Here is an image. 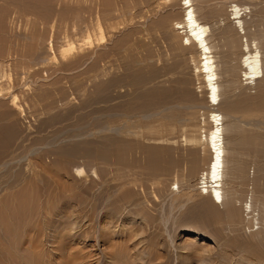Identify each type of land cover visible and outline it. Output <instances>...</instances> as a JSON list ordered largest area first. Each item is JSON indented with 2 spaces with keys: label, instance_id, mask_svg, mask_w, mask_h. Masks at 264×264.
I'll use <instances>...</instances> for the list:
<instances>
[{
  "label": "rangeland",
  "instance_id": "rangeland-1",
  "mask_svg": "<svg viewBox=\"0 0 264 264\" xmlns=\"http://www.w3.org/2000/svg\"><path fill=\"white\" fill-rule=\"evenodd\" d=\"M73 1L0 0V264H8L3 261L8 251L25 264H45L52 252V264H73L86 260L91 250L101 258L97 264H103L111 260L101 255L107 246L100 236L109 228L117 235L108 238L114 244H123L126 232L135 234L133 241H143L146 249L135 248V255L129 247L126 251L140 264L153 258L155 247L160 248L157 255L163 252L164 241L170 264L186 259L179 256L185 249L194 246L207 254L250 234H261L264 247L263 194L260 189L253 193V185L233 173L237 114L229 109L237 98L256 91L240 78V49L229 40L234 31L229 6L248 8L247 35L254 32L249 36L264 43V0H192L198 19L210 27L209 42L217 57L220 102L215 107H209L198 89L187 50L180 49L182 30L172 34L182 17L178 0L170 6L162 0ZM96 13L109 21L101 20L104 43L96 41L98 31L85 32L84 25L82 33L70 28ZM188 89L201 93L188 100L180 95ZM156 92H162L159 104ZM209 108L222 117L229 159L225 201L228 209H239L233 221L225 222L222 215V225L213 220L220 207L199 197L195 185L208 158L203 137L209 126L202 120ZM251 114L237 117L244 121ZM197 133L202 141L192 147L188 139ZM158 149L167 151L159 159V170ZM170 161L173 165L167 168ZM77 169L84 174L78 175ZM250 198L255 218L241 212ZM164 219L168 225L162 236L141 228ZM92 224H97L99 238L94 248L89 242ZM27 239L36 242V250L24 245ZM56 244L62 246L61 256L52 250Z\"/></svg>",
  "mask_w": 264,
  "mask_h": 264
},
{
  "label": "bare ground",
  "instance_id": "bare-ground-1",
  "mask_svg": "<svg viewBox=\"0 0 264 264\" xmlns=\"http://www.w3.org/2000/svg\"><path fill=\"white\" fill-rule=\"evenodd\" d=\"M74 1L73 3L76 4L77 2L75 3ZM162 1L164 4L166 5L169 4L170 6V4L175 0H162ZM178 1L180 2V8H181L180 10H182V17L179 21L173 24V27H176V28H173L172 34H179L178 31L182 30L184 37L180 38V44H179L181 47L180 49L187 50L186 52L188 55V59H190L191 62L194 64L193 72L196 74V77H198V81L201 85L200 87H198V89L200 88L206 94V100H207L209 107L218 106L220 102V99H219L220 85L218 84L219 72H218V67H217V57L215 56V52H214L215 48H213V45H211L209 42L210 27L209 25L207 26V24L202 23L198 19V16L193 6L192 0H178ZM101 4L102 3H100V5ZM64 6L66 7V4H64L63 7ZM104 6L106 5L103 4V7ZM98 9H102V7ZM119 9L122 10L121 7ZM117 10L115 12H117ZM124 10L126 11L127 9H124ZM124 10H123V13H124ZM103 12L105 13V11ZM229 12H230L229 20L232 21V26L230 27H232V29L234 30L232 31L234 32L233 34L232 32H230L231 30L230 31L228 30L231 33V37H229V40L231 41L230 42L231 44L232 43L238 44L239 49H240V57L238 61L241 66L240 68L242 69L240 78L242 82L245 81L244 85L246 84L247 89H256L257 91V92L256 91L254 92L255 94L254 96L247 94V97H245L243 100H241V98H237L234 102H232L229 105L230 111L236 112L237 115L242 114L243 112L252 113L251 115H247L246 120L244 121L240 117H237V115L236 117H234L236 124L233 126V136H232V144L234 147L233 148L234 154L231 159V161L234 164V172L233 171L232 172L234 173V175L236 174V176L239 179L241 178V179L246 180V182L248 181L249 183H251L253 185L252 186L253 187L252 189L254 190L253 193H255L257 189H260L261 190L260 192L263 194V200H264V69H263L264 68L263 67L264 43H262V41H260L258 37H255L253 35L249 36V33H254V32L248 31V35H247V31H246V27L244 23V17H245V14L247 15L249 13L248 8L238 6L237 4H231L229 6ZM98 14L95 15L93 18L90 17L91 20L83 22V24L77 21L72 22V24L70 25V28H72V30H76V29L79 30L80 27L84 25L83 27H84L85 32L92 31L94 33L98 31L99 39H96L97 36L95 37V39L96 41L103 42L101 40L103 39L101 20L102 21L105 20V23L109 21L104 19L103 16L102 17L98 16ZM107 16L108 14L104 17H107ZM117 17H119V15ZM120 18H123V17L120 16ZM62 20L64 19L62 18ZM64 22L65 20L63 21V23ZM63 23L62 25L65 26V24ZM66 28L68 29V26ZM78 32H81V31L79 30L76 33ZM221 35L223 36V34ZM172 36L174 39L176 38L175 35H172ZM91 39L92 38L89 35L86 38L87 40L86 44L88 45V47H91V43H92ZM68 43L71 44L70 42ZM182 47H185V48L183 49ZM261 49H263V51ZM66 53H68V51H66ZM153 74L157 75V70L154 69ZM261 84L263 85L262 88H260ZM198 92L201 93V91L196 92L191 89H188L187 91L180 92V95L184 98H187L188 100H192V99L197 98ZM168 96L169 95H167V97ZM154 98L157 99L156 100L157 104H159L160 100L158 99L163 98L162 92L161 93L156 92V94L154 95ZM221 121H222V117H220V114H217L213 108L209 110V113L206 119L202 120L203 124L206 123L209 126L207 133L203 137L204 139L203 144H204V148L207 149L208 158L206 162V167L202 169V171H200V173H198L196 177L195 185H197L198 187L197 194L199 197L206 196V198H208V201L220 207V210L218 209L215 211L216 216L213 220L215 224L222 225L223 223L226 222V220L233 221L234 219H237L238 214H239V209L234 206L228 209V204L225 201L224 193L222 190L225 170H226L227 162L229 159H228V152L223 142L224 136H223V128H222ZM242 123L245 125L246 129H243ZM199 141H202V136L199 135V133L192 135V137L188 139V143L192 147H195ZM193 150H194L193 156L195 157L196 155H198V152L195 149ZM166 152L167 151L163 149L157 150L156 152V157H157L156 160L158 162L157 170L160 169L159 159H161L162 154ZM71 156L73 157L74 153L71 152ZM243 157H246L247 160H244ZM170 163L171 161L168 163V166H166L167 168H170L171 165H173V163L171 164ZM76 173L78 175H81V174H84V171L82 169H77ZM176 187L178 191L179 188L178 186ZM51 208H52V205H51ZM51 208L50 207L48 208L50 209V210H47L48 213L52 211ZM241 212H243L246 216L251 215L252 218L256 217V215L254 216V210L251 207V198H250V201H247V200L244 201ZM222 215L224 216L223 219L225 220V222L221 218ZM152 223L153 224L150 226L142 225L141 228L145 229V232L148 231L147 228L149 230L151 229L152 232H150L149 234H153V235L160 234V236H162L161 231L167 230L166 225H168L167 224L168 219H164L160 222L154 221ZM96 225L95 224H92V226L90 225L91 232H89V234H91V239H90L91 241L88 238L89 242H93V245H92L93 248L97 246L95 245V243L99 241V238L96 237V228H97ZM105 227L106 226H104L103 228ZM111 231L113 230H110L109 228L108 231L102 233V235L100 236L101 237L100 239L102 241L101 243L103 245H106L107 248H109L108 250H105L107 249L105 248L104 252L103 251L101 252V255L103 256V258L111 260L107 262L105 261V259L104 260L102 259L103 262L105 261L104 263L103 262L102 263L103 264H140V261L136 259L137 256L133 258L132 255L133 254L135 255L137 253L135 248L138 249L141 246V248L146 249L143 246V244L141 245L143 241L141 243L139 242L140 240L133 241L136 239L135 234L126 232V234L123 235V240H122L123 244L121 243H119V245L114 244L115 242L113 241L111 242L110 239L108 240V238H112L114 234L116 235L115 232L114 233L112 232L111 234ZM260 235L261 234L259 233L253 234V235L250 234L247 237H245L246 235L244 237L242 236L241 240L240 239L231 240L230 244L227 245V248H226L230 250L231 252H228L222 246L220 248H217L216 251L215 250L208 251L207 254L198 253L197 251L198 249H196L193 246V248L185 249L187 251L186 253L179 255L181 256V259L184 257H186V259L185 258L183 260L178 259V264H264V247L261 244ZM119 236H121V234L120 235L118 234V237ZM56 237L59 239L61 236L60 237L56 236ZM28 239L25 240V243L22 240L24 245L29 246L31 250H36L35 249L37 246L36 242L33 241L32 243L31 240L28 241ZM58 239H56L54 243L58 242L59 241ZM219 239L216 238L217 242L221 240ZM118 241L116 240V242ZM62 245L64 247V244ZM128 247L131 250V252L133 251L132 252L133 254H129L130 251L128 252L129 255L126 253ZM167 247L168 245L164 241L161 245L163 252H161L159 255H157L156 252L160 248L155 247L156 250L155 249L154 250L156 252L155 254H153V258L147 259L148 261H146L144 264H149L151 262H153V264H170V257L168 254ZM52 250L57 252L58 255L60 256L63 252L61 244L60 245L56 244ZM96 253L97 252L95 250H91V252L88 253V257L86 258V260H83V258L81 259L79 258L81 260L80 264L99 263L98 260L99 259L101 260V258L100 256L96 257L97 255ZM51 254L52 256H50ZM55 254H53V252L48 254L49 257L48 258L46 257L47 262L45 261L43 262H45V264H48L49 262L51 263V261L55 259L54 257ZM58 255L57 257H59ZM1 256L4 257V253H0V257ZM79 259H76V260L74 259L75 262H73V264H79V261H80ZM3 261H8V264H21V263L25 264L24 263L25 261H23V258H20V256L16 252H13V251H11L10 254L8 251V254L5 256ZM0 262H1V258H0ZM141 262H142L141 264H143V260ZM55 263L61 264L57 262ZM65 264H72V263L66 262Z\"/></svg>",
  "mask_w": 264,
  "mask_h": 264
}]
</instances>
